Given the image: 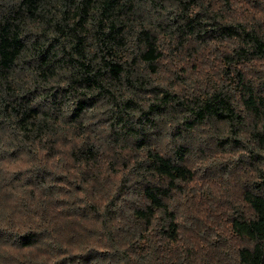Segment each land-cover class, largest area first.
Here are the masks:
<instances>
[{
	"label": "trees",
	"instance_id": "1",
	"mask_svg": "<svg viewBox=\"0 0 264 264\" xmlns=\"http://www.w3.org/2000/svg\"><path fill=\"white\" fill-rule=\"evenodd\" d=\"M0 264H264V0H0Z\"/></svg>",
	"mask_w": 264,
	"mask_h": 264
}]
</instances>
